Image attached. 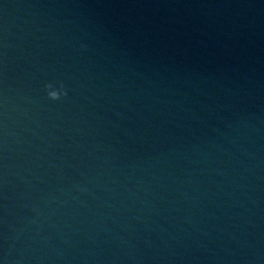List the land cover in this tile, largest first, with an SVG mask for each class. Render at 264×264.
<instances>
[{
  "label": "water",
  "instance_id": "95a60500",
  "mask_svg": "<svg viewBox=\"0 0 264 264\" xmlns=\"http://www.w3.org/2000/svg\"><path fill=\"white\" fill-rule=\"evenodd\" d=\"M0 259L264 264V0H0Z\"/></svg>",
  "mask_w": 264,
  "mask_h": 264
},
{
  "label": "clouds",
  "instance_id": "9594fccd",
  "mask_svg": "<svg viewBox=\"0 0 264 264\" xmlns=\"http://www.w3.org/2000/svg\"><path fill=\"white\" fill-rule=\"evenodd\" d=\"M88 47L87 43L81 42L79 44V48L81 50L86 49ZM55 83L58 85L56 91H51L52 84ZM43 92L46 97L51 101H60L63 97L67 96V88L64 84L63 80H55V81H48L43 84ZM83 190V189H81ZM0 264H5L3 259H0Z\"/></svg>",
  "mask_w": 264,
  "mask_h": 264
}]
</instances>
